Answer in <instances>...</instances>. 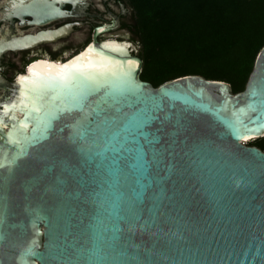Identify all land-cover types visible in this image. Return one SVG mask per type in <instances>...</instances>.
Wrapping results in <instances>:
<instances>
[{
  "label": "water",
  "instance_id": "95a60500",
  "mask_svg": "<svg viewBox=\"0 0 264 264\" xmlns=\"http://www.w3.org/2000/svg\"><path fill=\"white\" fill-rule=\"evenodd\" d=\"M24 1L36 24L72 16ZM116 27L0 75V264H264V151L243 144L264 137V47L242 92L154 87L130 42L99 40ZM66 31L5 35L0 63Z\"/></svg>",
  "mask_w": 264,
  "mask_h": 264
},
{
  "label": "trees",
  "instance_id": "16d2710c",
  "mask_svg": "<svg viewBox=\"0 0 264 264\" xmlns=\"http://www.w3.org/2000/svg\"><path fill=\"white\" fill-rule=\"evenodd\" d=\"M126 1L134 13L144 81L159 87L200 75L230 83L234 93L245 90L264 47V0ZM252 146L264 151V137Z\"/></svg>",
  "mask_w": 264,
  "mask_h": 264
},
{
  "label": "flooded vegetation",
  "instance_id": "af4514ba",
  "mask_svg": "<svg viewBox=\"0 0 264 264\" xmlns=\"http://www.w3.org/2000/svg\"><path fill=\"white\" fill-rule=\"evenodd\" d=\"M31 1L25 0L22 5H29ZM62 1L63 10L70 12L72 16L57 18L45 24H36L31 16L13 15L14 10L18 9L16 0H0V39L5 35H34L41 31L67 29L65 35L56 40L41 42L26 50L6 53L0 63V75L5 80L14 82L39 59L65 61L92 41L97 27L111 24L115 20L117 27L101 35L99 40L125 41V30L131 33L136 31L134 13L126 0ZM67 53L71 55L64 58ZM3 92L4 90L0 88V96Z\"/></svg>",
  "mask_w": 264,
  "mask_h": 264
},
{
  "label": "rangeland",
  "instance_id": "374dc122",
  "mask_svg": "<svg viewBox=\"0 0 264 264\" xmlns=\"http://www.w3.org/2000/svg\"><path fill=\"white\" fill-rule=\"evenodd\" d=\"M125 41L130 42L132 44V46L134 47V49L137 51V53L139 54V50L141 48V45H139V39L137 38L135 33H131L128 30H125ZM72 53V52H71ZM71 53H67L64 58H67L71 55ZM256 140V139H255ZM253 140V141H255ZM253 141H247L245 142V145L247 146H252Z\"/></svg>",
  "mask_w": 264,
  "mask_h": 264
},
{
  "label": "bare ground",
  "instance_id": "6f19581e",
  "mask_svg": "<svg viewBox=\"0 0 264 264\" xmlns=\"http://www.w3.org/2000/svg\"><path fill=\"white\" fill-rule=\"evenodd\" d=\"M39 61H41V59H39ZM43 61H49V62H51V59H45V60H43ZM36 62H37V61H36ZM55 62H56V61H55ZM57 63H58V65L61 64L60 61H57V62L54 63V64H57ZM250 140H254V139H245L244 142H243V144H245V142L250 141Z\"/></svg>",
  "mask_w": 264,
  "mask_h": 264
}]
</instances>
